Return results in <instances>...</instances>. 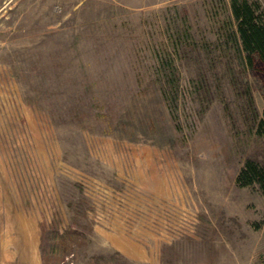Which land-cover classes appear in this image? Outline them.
I'll return each mask as SVG.
<instances>
[{"label":"rangeland","instance_id":"374dc122","mask_svg":"<svg viewBox=\"0 0 264 264\" xmlns=\"http://www.w3.org/2000/svg\"><path fill=\"white\" fill-rule=\"evenodd\" d=\"M228 15L0 0V264H264V194L237 183L264 166V69Z\"/></svg>","mask_w":264,"mask_h":264},{"label":"trees","instance_id":"16d2710c","mask_svg":"<svg viewBox=\"0 0 264 264\" xmlns=\"http://www.w3.org/2000/svg\"><path fill=\"white\" fill-rule=\"evenodd\" d=\"M229 15L225 22L224 43L240 57L241 64L250 71L264 69V9L258 0H228ZM171 88L179 83L174 73L163 75ZM203 86V82L199 81ZM173 96L178 90L172 89ZM174 92V93H173ZM240 186L257 183L264 194V166L254 159H247L237 176Z\"/></svg>","mask_w":264,"mask_h":264}]
</instances>
